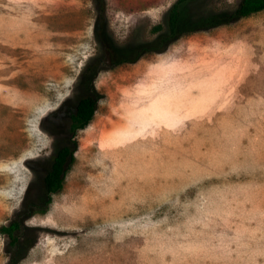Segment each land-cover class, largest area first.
Wrapping results in <instances>:
<instances>
[{"label": "rangeland", "instance_id": "1", "mask_svg": "<svg viewBox=\"0 0 264 264\" xmlns=\"http://www.w3.org/2000/svg\"><path fill=\"white\" fill-rule=\"evenodd\" d=\"M176 1L0 0V228L99 99L19 264H264V11L193 0L169 39Z\"/></svg>", "mask_w": 264, "mask_h": 264}, {"label": "trees", "instance_id": "2", "mask_svg": "<svg viewBox=\"0 0 264 264\" xmlns=\"http://www.w3.org/2000/svg\"><path fill=\"white\" fill-rule=\"evenodd\" d=\"M193 0H177L169 12L168 31L169 39L178 37L181 33L178 28L181 22L183 8ZM264 11V0H240V3L232 16L226 18L223 15L215 14L213 18H209L204 27L214 28L221 25H226L232 21L249 18L255 14ZM99 99L95 96L83 98L77 105L76 112L72 116L71 129L74 134L73 138L80 130L85 129L93 120L97 111ZM74 147L67 146L61 149L54 157V163L51 171L45 177V186L47 190V199L41 206H33L31 212L34 214L44 215L47 213L49 206L52 203L54 195L60 193L64 188L65 178L69 167L75 159V150L77 143L73 139ZM30 210V208L28 209ZM28 212V211H27ZM26 212V213H27ZM29 213V212H28ZM19 214L18 219L11 222L9 225L0 228V234L9 239L8 253L10 260L8 264H19L22 258L19 256L22 251L21 235L23 232V221Z\"/></svg>", "mask_w": 264, "mask_h": 264}, {"label": "flooded vegetation", "instance_id": "3", "mask_svg": "<svg viewBox=\"0 0 264 264\" xmlns=\"http://www.w3.org/2000/svg\"><path fill=\"white\" fill-rule=\"evenodd\" d=\"M169 38H170V35H169ZM90 96H95V95H90ZM88 97H89V96H88ZM95 97H97V96H95ZM85 98H86V97H85ZM97 98H98V97H97ZM80 101H81V100H80ZM78 104H79V103H78ZM76 109H77V107H76ZM75 112H76V110H75ZM75 112H74V113H75ZM72 116H73V115H72ZM72 116H71V123H70L71 144H70V145H67V146H70V147L73 148V147H74V144H73V139H74L73 136H74V134H73L72 129H71V125H72ZM67 146H65V147H67ZM65 147H63V148H65ZM63 148H62V149H63ZM60 150H61V149H60ZM60 150H59V151H60ZM59 151H58V152H59ZM58 152H57V153H58ZM57 153L55 154V156L57 155ZM55 156H54V157H55ZM54 157H53V161H52V166H53V163H54ZM52 166H51V168H52ZM49 171H51V169H50ZM48 173H49V172H48ZM48 173H47V174H48ZM46 176H47V175H46ZM46 176H45V177H46ZM44 181H45V179H44ZM44 185H45V182H44ZM45 188H46V186H45ZM58 194H59V193H58ZM56 195H57V194H56ZM54 196H55V195H54ZM46 199H47V190H46V198H45V200H46ZM45 200H44V202H45ZM44 202L41 203V204H35V205H31L30 207H27V209L24 210V211L20 214L21 217H19V218H22L23 223H24L25 220H27L30 216H32V215L34 214L33 212H31L32 207H33V206H41V205L44 204ZM29 208H30V210H28ZM27 211H28L29 213H28ZM26 212H27V213H26ZM18 216H19V215H17V217H16L14 220H17V219H18ZM14 220H13V221H14ZM13 221H12V222H13ZM23 228H24V225H23ZM21 237H22V235H21ZM20 241H21V239H20ZM21 244H22V243H21ZM21 247H22V246H21ZM22 249H23V248H22ZM21 252H22V251H21Z\"/></svg>", "mask_w": 264, "mask_h": 264}]
</instances>
